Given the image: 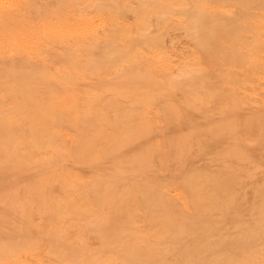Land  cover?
<instances>
[{"label":"bare ground","instance_id":"6f19581e","mask_svg":"<svg viewBox=\"0 0 264 264\" xmlns=\"http://www.w3.org/2000/svg\"><path fill=\"white\" fill-rule=\"evenodd\" d=\"M0 264H264V0H0Z\"/></svg>","mask_w":264,"mask_h":264},{"label":"rangeland","instance_id":"374dc122","mask_svg":"<svg viewBox=\"0 0 264 264\" xmlns=\"http://www.w3.org/2000/svg\"><path fill=\"white\" fill-rule=\"evenodd\" d=\"M158 124H159V128H160V140L165 141L166 137H165V126H166V122L161 118L158 117Z\"/></svg>","mask_w":264,"mask_h":264}]
</instances>
